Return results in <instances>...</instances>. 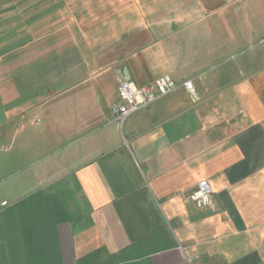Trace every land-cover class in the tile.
I'll list each match as a JSON object with an SVG mask.
<instances>
[{
	"label": "crops",
	"instance_id": "obj_1",
	"mask_svg": "<svg viewBox=\"0 0 264 264\" xmlns=\"http://www.w3.org/2000/svg\"><path fill=\"white\" fill-rule=\"evenodd\" d=\"M0 128V264H264V0H0Z\"/></svg>",
	"mask_w": 264,
	"mask_h": 264
},
{
	"label": "built area",
	"instance_id": "obj_2",
	"mask_svg": "<svg viewBox=\"0 0 264 264\" xmlns=\"http://www.w3.org/2000/svg\"><path fill=\"white\" fill-rule=\"evenodd\" d=\"M183 85L193 97L197 95L192 79H187L183 82ZM178 86L176 80L169 75H163L152 84L144 86L137 85L128 77H120L118 82L119 100L110 105L115 120L122 126L134 112L148 106L160 97L168 95L176 90ZM184 201L209 213H216L220 210L219 203L207 180H202L195 189L185 193Z\"/></svg>",
	"mask_w": 264,
	"mask_h": 264
}]
</instances>
